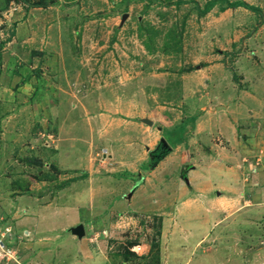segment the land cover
Instances as JSON below:
<instances>
[{"label": "rangeland", "instance_id": "1", "mask_svg": "<svg viewBox=\"0 0 264 264\" xmlns=\"http://www.w3.org/2000/svg\"><path fill=\"white\" fill-rule=\"evenodd\" d=\"M156 141L169 145L156 162L186 143L189 160L223 153L262 173L264 0H0V264H49L47 246L65 243L43 231L49 200L81 192L75 228H90L78 237L99 246L96 264L244 259L255 244L237 207L228 235L203 213L185 241L189 191L135 182Z\"/></svg>", "mask_w": 264, "mask_h": 264}, {"label": "crops", "instance_id": "2", "mask_svg": "<svg viewBox=\"0 0 264 264\" xmlns=\"http://www.w3.org/2000/svg\"><path fill=\"white\" fill-rule=\"evenodd\" d=\"M138 117L139 118H136V122L134 121L133 124L140 128L142 126L139 125L138 122L142 123L143 118L141 119L140 115ZM115 123L120 122L116 120ZM226 140L229 141L228 139ZM159 141H156L153 148H147V152L143 155L142 161L140 162V169L137 171L139 179L135 180V182L138 180L141 182L143 180L141 186H146V183H148L147 180H149L151 176L152 180H149L153 182L151 186H180L182 190L189 191L185 193L186 197L189 196V198L187 197L185 201L181 202L183 209L178 210L181 220L179 223L181 225L180 230L184 233L183 237L185 241H191V238L193 240L191 234L192 230L195 228V218L196 221H198V228H200L201 225L206 227L205 217L202 215L203 213H206L209 217L210 214L213 213L215 218L218 217L219 223L221 224L219 226L214 225V228H219L221 234L224 233L228 235L225 231H222L221 228L225 230L231 225L225 223L228 219L227 207L235 206L239 209L237 211V216L241 218V228L245 233L241 236V239H243L246 244L249 242L255 245L248 250V254L241 261L238 259L219 257L220 255L217 254L212 255L214 256L213 260L215 264H264V230L261 226L262 223H259L260 217L264 220V170L262 173L260 172L256 174V176L250 177V175L245 174L246 168H249L247 167L249 164L245 167L243 161L242 164H240L241 162H237L234 156H228L223 153L216 155L215 152H212V156L209 155V153H204L207 155L205 159H199L200 161L197 158L189 160L187 155H183L181 151L184 146L186 147V143L174 148L173 151L166 155L161 161L156 162L154 155H156V157L159 156L162 149H164L163 144ZM184 165H189V169L183 168L186 172L182 169ZM144 166L153 167L151 169H143ZM131 168H134L133 164L128 166L130 171ZM178 173L181 174V176L183 174L182 178ZM146 174L149 175L147 178L144 176ZM176 174L179 177H177ZM248 179L250 180L249 182L246 181ZM143 183L144 185H142ZM257 186H263V188L259 189ZM155 195V193H151L148 198ZM193 199H196V201L194 200L197 202L196 206L194 204L192 205V203H194L192 201ZM51 201L52 200H49V204H51ZM59 203L61 202L57 199L54 205ZM17 204L19 203H13L14 206ZM49 204L46 210V212H48L47 219H45L46 225H44L45 227L41 225L44 227L43 231L47 232V236L49 237L53 236L55 238L65 239L64 245L58 244L59 242L57 241H52L50 246H47L52 248V260L49 261V264H96L95 257L99 254L97 250L99 246H91L89 248L85 244H81V240L73 232V229L81 223L83 206L89 205L88 202H83V192L74 194L72 200L65 202V205L63 202L57 210L52 211ZM68 205L71 206V208H69ZM192 209L197 210V212H194ZM195 214H197V216ZM63 218L64 223H61ZM41 219L42 218H39V221H41ZM82 223L85 225L87 224V222ZM90 223L88 221V224ZM237 228L239 229L240 227L238 226ZM88 229L87 232L85 227V236L83 237H87L90 228ZM41 230L42 228H35L34 232L42 235L44 232ZM248 232H251L249 233L250 235H247ZM202 235L200 244L204 242L207 246L210 244V242H208L210 235ZM69 244L71 245V249L65 247ZM58 247L60 248L59 250ZM48 251L50 253V250ZM213 251H215V249ZM70 253L71 257H68L67 255ZM211 253H213L212 250H208V252H204L203 255L207 258H211L212 256L209 255ZM191 262H193L192 264H200L192 258L188 260L187 264Z\"/></svg>", "mask_w": 264, "mask_h": 264}, {"label": "water", "instance_id": "3", "mask_svg": "<svg viewBox=\"0 0 264 264\" xmlns=\"http://www.w3.org/2000/svg\"><path fill=\"white\" fill-rule=\"evenodd\" d=\"M142 121L145 122L146 124L150 125V126L153 125V123L149 120L143 119ZM162 144L164 146V149H166L167 146H169L165 141L162 142ZM73 232H74V234H76L79 237L85 236V228L83 226H79L77 228H74Z\"/></svg>", "mask_w": 264, "mask_h": 264}, {"label": "trees", "instance_id": "4", "mask_svg": "<svg viewBox=\"0 0 264 264\" xmlns=\"http://www.w3.org/2000/svg\"><path fill=\"white\" fill-rule=\"evenodd\" d=\"M237 5L247 6L246 4H243V3H242V4H236V6H237ZM209 6H212V5H209ZM232 6H233V5H232ZM179 141H180V140H179ZM179 141H178L177 143H180ZM181 142H182V141H181Z\"/></svg>", "mask_w": 264, "mask_h": 264}]
</instances>
